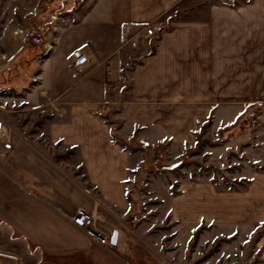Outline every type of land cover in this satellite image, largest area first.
Returning a JSON list of instances; mask_svg holds the SVG:
<instances>
[{
	"label": "crops",
	"instance_id": "1",
	"mask_svg": "<svg viewBox=\"0 0 264 264\" xmlns=\"http://www.w3.org/2000/svg\"><path fill=\"white\" fill-rule=\"evenodd\" d=\"M73 15L42 32L30 70L10 83L24 96L9 100L23 106L21 114L53 115L47 140L78 152L89 186L64 171L56 152L51 157L10 133L12 150L0 143V264H116L131 257V154L112 139L117 125L116 135L129 144L155 149L194 145L208 123L214 136H243L259 167L242 177L248 188L216 193L210 183L189 185L179 213L200 224L249 228L257 240L264 225V118L251 126L248 114L264 107V0H96ZM153 23L162 26L158 37L138 50L122 47L124 25ZM79 49L89 64L76 71L72 54ZM1 120L10 130L19 122ZM79 209L95 217L113 251L75 227ZM256 242L264 263V233Z\"/></svg>",
	"mask_w": 264,
	"mask_h": 264
},
{
	"label": "rangeland",
	"instance_id": "2",
	"mask_svg": "<svg viewBox=\"0 0 264 264\" xmlns=\"http://www.w3.org/2000/svg\"><path fill=\"white\" fill-rule=\"evenodd\" d=\"M95 1L0 0V108L6 109H0V119L17 118L19 122L14 130L9 129L10 133L19 132L51 157L56 152L58 164L84 187L89 184L78 152L62 142L51 144L47 140L48 122L53 121V115L42 117V111L33 109L21 114L23 106L9 98L24 96L13 91L10 83L30 70L33 59L42 50V46L25 44L20 32L31 27L46 32L53 22L73 17ZM133 65L131 61L124 71L125 91L131 88L128 74ZM98 115L112 124L107 113ZM119 127H114L115 136ZM242 140L243 136L235 134L214 136L204 127L198 131L194 145L168 144L155 149L131 143L126 149L131 154V169L126 189L129 214L125 221L131 257L116 264H264L256 242L264 233L263 226L258 229L257 240H253L249 228L238 232L234 227L200 224L197 218L194 221L179 213L185 207L181 203H185L189 185L210 183L216 193L248 188V181H242V177H250L252 169L259 167L247 155L251 143ZM93 193L97 195L96 190ZM135 218L139 220L137 225H133Z\"/></svg>",
	"mask_w": 264,
	"mask_h": 264
},
{
	"label": "built area",
	"instance_id": "3",
	"mask_svg": "<svg viewBox=\"0 0 264 264\" xmlns=\"http://www.w3.org/2000/svg\"><path fill=\"white\" fill-rule=\"evenodd\" d=\"M162 26L158 23H153L148 26L137 27L133 24H126L123 26L121 43L122 47H129L133 50L139 49L140 44L143 41L151 40L161 33ZM22 40L25 44H30L35 47L43 45V34L34 27H31L27 31L20 32ZM73 67L76 71L83 70L89 64V58L82 50H76L72 54ZM6 111L4 106L0 108ZM264 118V107L257 106L248 114V122L251 126H257ZM0 136H2L1 143L5 150H12V141L10 131L5 122L0 119ZM139 223L138 219H134L133 225ZM73 224L76 228L86 233V235L97 242L100 246L106 248L109 251H113V247L108 243L104 232L100 231L96 227V219L93 215L85 212L82 209L77 211L76 216L73 218Z\"/></svg>",
	"mask_w": 264,
	"mask_h": 264
},
{
	"label": "trees",
	"instance_id": "4",
	"mask_svg": "<svg viewBox=\"0 0 264 264\" xmlns=\"http://www.w3.org/2000/svg\"><path fill=\"white\" fill-rule=\"evenodd\" d=\"M209 126H210V123H208V125H206L204 127L209 128ZM204 127L202 126V128H204ZM112 139L114 140V142H116V144L122 146V148H124V149H127L130 146V144L128 142H126L124 139H122L120 136H118V135L115 136L114 132L112 133ZM263 227H264V225H263Z\"/></svg>",
	"mask_w": 264,
	"mask_h": 264
}]
</instances>
